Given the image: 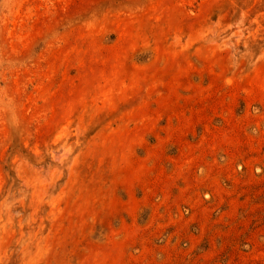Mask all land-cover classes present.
<instances>
[{
  "label": "rangeland",
  "instance_id": "obj_1",
  "mask_svg": "<svg viewBox=\"0 0 264 264\" xmlns=\"http://www.w3.org/2000/svg\"><path fill=\"white\" fill-rule=\"evenodd\" d=\"M0 264H264V0H0Z\"/></svg>",
  "mask_w": 264,
  "mask_h": 264
}]
</instances>
